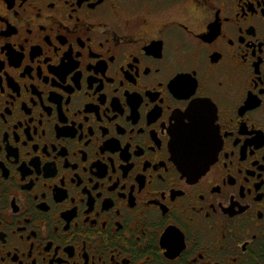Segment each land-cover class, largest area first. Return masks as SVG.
<instances>
[{"label":"flooded vegetation","instance_id":"obj_1","mask_svg":"<svg viewBox=\"0 0 264 264\" xmlns=\"http://www.w3.org/2000/svg\"><path fill=\"white\" fill-rule=\"evenodd\" d=\"M0 264H264V0H0Z\"/></svg>","mask_w":264,"mask_h":264}]
</instances>
